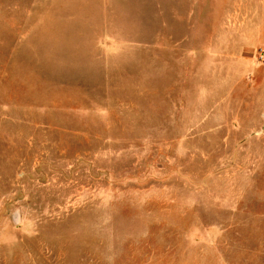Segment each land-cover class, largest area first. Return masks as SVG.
Wrapping results in <instances>:
<instances>
[{"label":"rangeland","instance_id":"rangeland-1","mask_svg":"<svg viewBox=\"0 0 264 264\" xmlns=\"http://www.w3.org/2000/svg\"><path fill=\"white\" fill-rule=\"evenodd\" d=\"M264 0H0V264H264Z\"/></svg>","mask_w":264,"mask_h":264},{"label":"crops","instance_id":"crops-1","mask_svg":"<svg viewBox=\"0 0 264 264\" xmlns=\"http://www.w3.org/2000/svg\"><path fill=\"white\" fill-rule=\"evenodd\" d=\"M255 40V44L251 45V48L249 49V56L254 57L256 53L259 52L260 49L264 51V14L263 19L259 21L258 27H257V34L252 42Z\"/></svg>","mask_w":264,"mask_h":264},{"label":"built area","instance_id":"built-area-1","mask_svg":"<svg viewBox=\"0 0 264 264\" xmlns=\"http://www.w3.org/2000/svg\"><path fill=\"white\" fill-rule=\"evenodd\" d=\"M258 54H259L260 61H262L264 63V51L262 49H260Z\"/></svg>","mask_w":264,"mask_h":264}]
</instances>
